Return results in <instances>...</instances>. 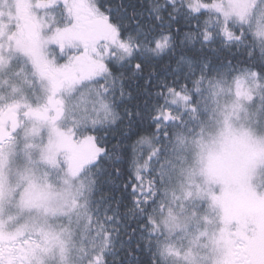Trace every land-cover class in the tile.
<instances>
[{"label": "snow or ice", "instance_id": "1", "mask_svg": "<svg viewBox=\"0 0 264 264\" xmlns=\"http://www.w3.org/2000/svg\"><path fill=\"white\" fill-rule=\"evenodd\" d=\"M258 177L264 0H0V264H264Z\"/></svg>", "mask_w": 264, "mask_h": 264}, {"label": "rangeland", "instance_id": "2", "mask_svg": "<svg viewBox=\"0 0 264 264\" xmlns=\"http://www.w3.org/2000/svg\"><path fill=\"white\" fill-rule=\"evenodd\" d=\"M259 179H264V177H258ZM254 182H255V179H257V177H254Z\"/></svg>", "mask_w": 264, "mask_h": 264}]
</instances>
